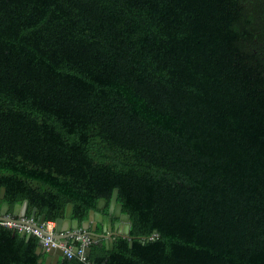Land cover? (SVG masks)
Listing matches in <instances>:
<instances>
[{"label":"trees","instance_id":"obj_1","mask_svg":"<svg viewBox=\"0 0 264 264\" xmlns=\"http://www.w3.org/2000/svg\"><path fill=\"white\" fill-rule=\"evenodd\" d=\"M2 187L50 221L118 188L93 264H264V0H0ZM39 246L0 226V264Z\"/></svg>","mask_w":264,"mask_h":264},{"label":"water","instance_id":"obj_2","mask_svg":"<svg viewBox=\"0 0 264 264\" xmlns=\"http://www.w3.org/2000/svg\"><path fill=\"white\" fill-rule=\"evenodd\" d=\"M5 193L6 188L2 187L0 192V199H5ZM118 193L119 189L115 188L111 200L108 204L107 210V201L106 199L101 198L98 201L96 209L90 210L89 217L84 221H79L78 219L72 218L74 205L73 203H69L64 216L56 219V230L58 232H65L78 228L86 229L93 239L97 241H103L107 249H113L116 237L128 238L130 237L131 232L130 215L123 212V204L121 202H118ZM28 205V200L17 203L14 206V214L11 215L14 217L16 216L17 218L28 216ZM36 212L37 209L34 208L31 216L35 217ZM7 214H10V203L4 200L0 206V218H6ZM44 221H46L45 214L41 216L40 223H43ZM13 234H16L15 230H13ZM19 236L25 238L26 240H29L31 237V235L26 232L19 233ZM56 237L58 241L63 238V236L61 235H57ZM130 244L132 245V241H130ZM74 251H77V247L74 248ZM86 251L90 253L91 247H88ZM37 254L44 255L41 256L38 260L40 264H58L59 260L64 258V252L59 247L51 248L47 251L46 248L39 246L37 248Z\"/></svg>","mask_w":264,"mask_h":264},{"label":"built area","instance_id":"obj_3","mask_svg":"<svg viewBox=\"0 0 264 264\" xmlns=\"http://www.w3.org/2000/svg\"><path fill=\"white\" fill-rule=\"evenodd\" d=\"M0 225L35 235L47 249L60 247L68 257L77 254L82 261H87L86 248L93 242L92 238L82 229L58 232L56 230V221L46 220L40 223L39 219L31 216L17 218L7 214L6 218H0ZM57 235L63 236V239L58 241ZM75 245L78 246L77 252H74ZM87 264L93 263L87 261Z\"/></svg>","mask_w":264,"mask_h":264},{"label":"bare ground","instance_id":"obj_4","mask_svg":"<svg viewBox=\"0 0 264 264\" xmlns=\"http://www.w3.org/2000/svg\"><path fill=\"white\" fill-rule=\"evenodd\" d=\"M88 217H89V215H88ZM88 217H87V218H88ZM87 218H86V219H87ZM86 219H84V220H86ZM84 220H83V221H84ZM0 226H2V225H0ZM4 227H7V226H4ZM8 228H9V227H8ZM10 229H13V228H10ZM78 229H82V228H78ZM13 230H15L16 232H19V231H17L16 229H13ZM76 230H77V229H76ZM82 230H84V229H82ZM69 231H73V230H69ZM84 231L86 232V229H85ZM19 233H21V232H19ZM26 233H27V232H26ZM86 233H87V232H86ZM87 234H88V233H87ZM30 235H31V234H30ZM88 235H89V234H88ZM34 236H35V235H34ZM36 237H37V236H36ZM90 237H91V236H90ZM91 238H92V237H91ZM62 239H63V238H62ZM62 239H61V240H62ZM39 240H40V239H39ZM61 240H60V241H61ZM92 240H93V238H92ZM94 240H95V239H94ZM40 242H41V244H42V241H41V240H40ZM92 243H93V242H92ZM42 246H43V248H46L43 244H42ZM42 246H41V247H42ZM75 247H77V250H78V246L75 245ZM75 247H74V248H75ZM88 247H91V246H88ZM88 247H87V248H88ZM53 248H57V247H53ZM59 248H60V247H59ZM87 248H86V249H87ZM50 249H51V248H49V249L46 248L47 251L50 250ZM61 249H62V248H61ZM62 250H63V249H62ZM63 252H64V250H63ZM74 252H77V251H74ZM86 252H87V251H86ZM87 253H88V252H87ZM38 255H39V254H38ZM40 255H41V254H40ZM64 255H66V254L64 253ZM75 255H77V254H75ZM66 256H67V255H66ZM77 256H78V255H77ZM78 257H79V256H78ZM79 258H80V257H79Z\"/></svg>","mask_w":264,"mask_h":264},{"label":"crops","instance_id":"obj_5","mask_svg":"<svg viewBox=\"0 0 264 264\" xmlns=\"http://www.w3.org/2000/svg\"><path fill=\"white\" fill-rule=\"evenodd\" d=\"M17 203H19V202H17ZM17 203H14L13 205H10V214H14L13 212H14V206L17 204ZM21 203V202H20ZM34 208H36V207H34ZM34 208H31V207H29V205L27 206V213H28V216L29 215H31V213H32V211H33V209ZM37 209V208H36ZM36 216H38V212H36ZM39 217V216H38ZM76 230V229H75ZM85 230V229H84ZM19 233V232H18ZM43 247V246H42ZM41 256H44V255H42L41 254Z\"/></svg>","mask_w":264,"mask_h":264},{"label":"flooded vegetation","instance_id":"obj_6","mask_svg":"<svg viewBox=\"0 0 264 264\" xmlns=\"http://www.w3.org/2000/svg\"><path fill=\"white\" fill-rule=\"evenodd\" d=\"M106 207H107V208H106V210H107V209H108V206H106ZM10 215H11V214H10ZM29 216H31V215H29ZM31 217H32V216H31ZM34 218L40 220L41 217H40V218H37V216H35ZM72 218H74L73 215H72ZM74 219H77V218H74ZM55 221H56V220H55ZM86 232H87V230H86ZM87 233H88V232H87ZM88 234H89V233H88ZM89 236H90V235H89Z\"/></svg>","mask_w":264,"mask_h":264}]
</instances>
